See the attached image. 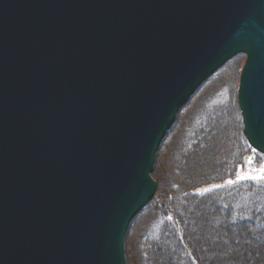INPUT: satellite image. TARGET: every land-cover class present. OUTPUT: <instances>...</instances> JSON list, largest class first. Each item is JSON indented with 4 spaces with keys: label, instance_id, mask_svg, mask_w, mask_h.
I'll return each instance as SVG.
<instances>
[{
    "label": "water",
    "instance_id": "water-1",
    "mask_svg": "<svg viewBox=\"0 0 264 264\" xmlns=\"http://www.w3.org/2000/svg\"><path fill=\"white\" fill-rule=\"evenodd\" d=\"M241 54L264 155V0H0V264H128L179 112Z\"/></svg>",
    "mask_w": 264,
    "mask_h": 264
},
{
    "label": "trees",
    "instance_id": "trees-1",
    "mask_svg": "<svg viewBox=\"0 0 264 264\" xmlns=\"http://www.w3.org/2000/svg\"><path fill=\"white\" fill-rule=\"evenodd\" d=\"M237 57L228 63L236 60ZM239 74L240 70L238 68L235 74V90L238 85ZM213 77L210 78L211 82L214 80H212ZM208 82L206 81L203 84L179 112L174 125L158 152L157 162L153 172V176L158 182L155 197L134 219L128 231L126 247L128 246L129 237L135 224L153 206L156 207L159 218L156 219L157 222L153 225L152 230L146 232L144 237H141V242L144 245L140 251L143 254L142 256L145 257V264H218V255L208 257L205 253L206 250L200 247L204 239L197 237V229L205 233V237L212 236L215 243L220 246L219 251L221 252H224L221 249L228 248L234 244L237 246L236 250L240 251L245 248L252 251L253 247L257 251L260 249L264 251V202L258 199V197H264V186L240 185L237 189L232 190L233 193L231 195L222 190L204 194L194 192L196 187L204 183L218 181L227 176H231L235 164L245 160L246 153L252 150V147L244 136L243 121L239 109H236L238 118V134L235 136L236 144L235 142L230 143V146L224 150H222L224 144L220 145L219 148L216 147L217 150L214 151L216 154L211 159L215 166L207 170V172L203 171L201 174L198 173L193 178L189 175L187 176V172L183 174V171L181 172L178 168L173 173L177 183L174 182L171 186L168 185L170 187L166 186V189L172 192V199L166 206H159L157 204V198L161 188V182L156 175L160 153L168 141L170 134L176 128L180 115L188 108L191 101L210 84ZM216 108L220 107L215 105L213 107L210 106L209 111H205L204 117L202 116L200 119L193 120L194 122L189 125V131L179 141V148L184 150L181 158H184V155H193L195 152L199 155V151L207 147L208 144H206V141L210 140V137L213 135V132H211L210 114H213ZM258 156L263 157L260 153ZM185 175L186 177H184ZM242 192H247L250 195L246 198L245 204L236 205L232 198L240 195ZM136 250L138 251L137 246ZM222 258L227 259L231 264H259L255 258L253 260L251 259L249 263H246L247 260L245 262L241 259L239 260L238 252L224 254ZM127 260L129 262L128 254ZM141 264L143 263L141 262Z\"/></svg>",
    "mask_w": 264,
    "mask_h": 264
},
{
    "label": "rangeland",
    "instance_id": "rangeland-1",
    "mask_svg": "<svg viewBox=\"0 0 264 264\" xmlns=\"http://www.w3.org/2000/svg\"><path fill=\"white\" fill-rule=\"evenodd\" d=\"M244 62L245 55H239L236 60L227 63L225 68L222 67V71L220 70L213 75L214 77L212 76V80L214 79L212 82L211 79L208 80V83L210 84H208L193 99V101H191L188 108H186L180 115L176 128L170 134V137L159 156L158 168L156 172V175L161 182V188L157 198V204H159V206H166V204L172 199V192L168 191L166 186H171L174 182L177 183L173 173L177 171L178 168L181 172L183 171V174L187 172V176L189 175L193 178L194 176H197L198 173L201 174L203 171L207 172V170L215 166L211 159L216 154L214 151H216L220 145L224 144V148L222 149L224 150L230 146V143L235 142L236 144L235 136L238 134L237 110L239 109V106L237 100L238 85L235 90V74L238 68L241 72ZM213 105L220 108L214 109V113L210 114L212 125L211 132H213V135L210 137V140L206 141V144H208L207 147L200 150L199 155L195 152L192 156L184 155V158H181L184 152L182 148H179V141L181 140V137L189 131V125L194 122L193 120H196L197 118L200 119L202 116L204 117L205 111H209L210 106L213 107ZM254 150L255 149L252 148L250 152L246 153L245 160L235 164L231 176H227L218 181L204 183L199 187H196L194 192L204 194L222 190L231 195L233 193L232 190L237 189L240 185L264 186V178H252L253 176L264 175L260 171L261 167L264 166V155L262 154L263 157L258 156L260 152ZM184 177H186V175ZM249 195L250 194L247 192H242L240 195L234 196L232 199H234V203L236 205H241L245 204L247 200L246 198ZM262 198L264 197H258V199L264 202V199L262 200ZM154 207L155 206H153L147 214L142 216L140 221L133 227L129 237L128 246L126 247L129 257L128 264H141V262L145 264L146 262L145 257L142 256L143 254L140 251L144 245L143 242H141V237H144L146 232L152 230L153 225L157 222L156 219L159 218V213L156 211V207ZM196 233H198L197 237L204 239L202 240L203 243L200 244V247H203V249L206 250V256L213 257L214 255H218V264H231L230 261L223 259L222 256L232 252H238L239 260L241 259L244 262L247 260L246 263H249L251 259L253 260L255 258L259 264H264V251H262V249L257 251L256 248L253 247L252 251H249L247 248L240 251L236 250L237 246L234 244L228 248L221 249L224 251L221 252L219 251L220 246L215 243L212 236L205 237V233L200 232L198 229ZM136 246L138 247V251L136 250Z\"/></svg>",
    "mask_w": 264,
    "mask_h": 264
},
{
    "label": "snow or ice",
    "instance_id": "snow-or-ice-1",
    "mask_svg": "<svg viewBox=\"0 0 264 264\" xmlns=\"http://www.w3.org/2000/svg\"><path fill=\"white\" fill-rule=\"evenodd\" d=\"M260 171H261L262 174H264V166L261 167ZM252 178L253 179H260V178H264V175H262V176H253Z\"/></svg>",
    "mask_w": 264,
    "mask_h": 264
},
{
    "label": "bare ground",
    "instance_id": "bare-ground-1",
    "mask_svg": "<svg viewBox=\"0 0 264 264\" xmlns=\"http://www.w3.org/2000/svg\"><path fill=\"white\" fill-rule=\"evenodd\" d=\"M232 115V114H231ZM229 124V123H228ZM218 128V127H217ZM235 129V128H234ZM209 143V142H208ZM210 152V151H209ZM191 156H192V154H191Z\"/></svg>",
    "mask_w": 264,
    "mask_h": 264
}]
</instances>
